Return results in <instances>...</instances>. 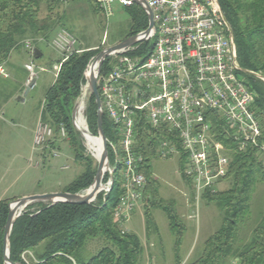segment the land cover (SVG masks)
Returning <instances> with one entry per match:
<instances>
[{
    "label": "built area",
    "instance_id": "built-area-1",
    "mask_svg": "<svg viewBox=\"0 0 264 264\" xmlns=\"http://www.w3.org/2000/svg\"><path fill=\"white\" fill-rule=\"evenodd\" d=\"M116 1L123 6L136 3L96 0L107 18L113 14ZM147 2L153 12L154 27L144 41H151L152 49L135 54L138 43L112 53L108 56L107 71L102 73L101 69L97 79L104 113L116 130V141L107 138L114 162L105 169L104 177L108 174V178H103L98 194L101 193L105 201L115 175L119 174L124 192L115 208L114 220L123 232L126 231L124 225L144 198L148 184L141 171L145 157L137 150V126L142 119L148 122L152 137L157 141L156 156H184L187 166L183 174L191 180L197 197L205 191L220 189L234 152L255 148L264 166V124L258 113L257 93L242 77L235 40L220 3L217 0ZM51 43L63 55L61 63L55 66L57 73L71 54L83 51L77 38L66 28L58 31ZM24 44L31 55V61L25 64L30 83L38 77L32 60L36 48L31 40ZM0 75L9 76L3 64H0ZM259 78L264 80V77ZM77 103L73 124L85 138L86 133H92L84 95ZM214 117L222 121L228 144L217 138ZM58 139H68L65 126L61 125L56 133L49 123L39 119L32 150L39 152ZM51 154L59 157L60 151L52 149ZM42 161L40 158L37 164ZM97 196L93 203L97 202Z\"/></svg>",
    "mask_w": 264,
    "mask_h": 264
},
{
    "label": "trees",
    "instance_id": "trees-1",
    "mask_svg": "<svg viewBox=\"0 0 264 264\" xmlns=\"http://www.w3.org/2000/svg\"><path fill=\"white\" fill-rule=\"evenodd\" d=\"M71 2L94 4L96 10H100L96 0H0V64L8 62L13 50L18 49L25 38L37 35L48 37L54 30V25L49 23L48 18L57 14L65 3ZM219 2L234 33L240 66L264 77V0ZM128 11L132 25L126 38L145 30L149 24L148 16L139 4L129 6ZM42 13L45 15L42 16ZM63 17L60 16L59 19ZM138 45L135 54L147 53L153 47L151 41ZM80 49L83 51L71 54L62 62L53 84L46 91L40 114L41 120L49 123L56 133L61 125L65 126L74 159L82 163L83 171L62 190L72 193L90 187L94 183L98 168L94 158L86 154L82 137L73 124V110L86 84L84 73L87 66L102 49L92 46ZM40 53V49L36 47L35 57ZM109 59L107 57L104 61L102 73L107 71ZM242 74L246 84L257 93L258 113L264 124V80L251 73ZM13 97L15 92L5 94L0 88L2 105ZM97 110L96 99L91 96L86 111L93 135H98ZM103 128L106 137L110 141H116L115 127L106 113ZM137 128V150L145 157L141 171L148 179L144 198L150 201L152 207H161L165 211L178 258L186 224L175 204L167 202L159 195L151 163L156 156L157 141L152 137L150 125L142 119ZM214 132L225 144L230 142L218 117H214ZM108 152L110 163L113 164L114 155L110 146ZM181 171L185 181L192 185L191 180L184 176L183 168ZM107 178L108 174L104 179ZM225 180L230 181L227 188L203 193L207 200L219 207L223 218L220 227L204 242L202 254L189 264H222L228 257L237 259L239 264H264V214L253 228L250 239L237 247L240 224L250 213L255 186L264 182V166L257 150L249 147L244 151L234 152ZM123 192L119 174H116L112 190L105 201L100 193L96 203H31L14 222L10 235V259L18 264H139L145 253L141 238L134 232H123L114 220V211ZM15 199L0 200V264H5V225L9 204ZM145 217L147 230L150 232L153 215L149 207H146ZM98 238L103 239L107 245L88 256V242ZM40 246L42 247L38 250ZM29 252H32L33 257L29 256L28 259L26 255ZM181 263V260L178 261V264Z\"/></svg>",
    "mask_w": 264,
    "mask_h": 264
},
{
    "label": "rangeland",
    "instance_id": "rangeland-1",
    "mask_svg": "<svg viewBox=\"0 0 264 264\" xmlns=\"http://www.w3.org/2000/svg\"><path fill=\"white\" fill-rule=\"evenodd\" d=\"M128 7L121 5L118 1L114 2L113 14L107 18L102 11L96 10L94 4L65 3L57 14L48 18L49 23L54 25V30L48 37L37 35L25 38L20 47L13 50L8 62L3 63L9 76L0 75V88L5 94L15 92V96L18 97L11 98L3 105L0 99V196L17 199L23 196L62 191L67 183L83 171L82 163L74 159L68 139H58L46 144L45 148L39 152L34 153L32 150L34 130L41 119L45 94L57 73L54 63H58L63 56L51 42L58 31L66 28L74 34L81 48L92 46L104 49L113 46L123 41L130 31L132 19ZM44 15L45 13H42V16ZM60 16L64 17L60 20ZM26 40H31L35 48H40L43 53L42 56L32 59L36 65L38 77L36 84L27 95L24 92L29 84L30 75L25 64L31 61V55L24 44ZM40 67L45 70L40 71ZM242 77L245 78L243 74ZM88 92V86L85 84L81 96L84 95L87 105ZM79 133L86 154L94 158L98 167V159L88 148L83 134ZM52 149H58L60 156L53 157ZM40 158L43 161L37 164ZM151 163L160 197L175 204L181 219L186 224L178 258L175 254L174 236L169 229L165 211L161 207H152L146 198L139 202L130 221L124 227L126 231L136 233L145 246V253L139 264L149 262L178 264L180 260L181 264H189L202 254L204 242L220 227L222 212L214 202L207 200L203 195L197 197L192 185L182 177L181 170L187 166V161L183 157L177 154L170 158L155 156ZM63 166L68 167L62 169ZM229 185L230 181L225 180L219 188L225 189ZM145 206L149 207L153 215L150 232L147 230ZM263 214L264 182H259L254 189L250 213L240 224L237 247L250 239L253 228ZM105 245L107 243L101 238L91 240L87 244L86 254L90 256ZM41 247L37 249L40 250ZM29 256H32V252H29L26 258L29 259ZM222 264L239 263L237 259L228 257Z\"/></svg>",
    "mask_w": 264,
    "mask_h": 264
},
{
    "label": "water",
    "instance_id": "water-1",
    "mask_svg": "<svg viewBox=\"0 0 264 264\" xmlns=\"http://www.w3.org/2000/svg\"><path fill=\"white\" fill-rule=\"evenodd\" d=\"M133 1L139 4L145 10L148 16V20H149L148 27L134 36H130L113 46L102 49L95 56V58L92 59V61L87 66V69L84 73V76L86 79V85L88 86V89H89V92H88L89 99L91 96H94L96 99L97 106H98V110H97L98 135L96 137H98L102 142V154H101V158L98 159V168H97V173L95 175L94 183L90 187L85 189L86 192L84 193L82 191L77 192V193L66 192V191L48 192V193L19 197L16 200L10 202L9 214H8V219L5 225V232H4L5 264H7L8 262L11 264H18V263L13 262L9 256L10 235H11L15 220L22 214V212L26 209L27 206H29L33 202H44V203H50V204H56L60 202H68V203H74V204H89L98 195L100 191V186L104 178L105 169L109 166L110 161H109V152H108V141H107V137L105 135L104 128H103L104 110H103L102 101H101V97H100L98 86H97L98 75L101 72L104 61L109 55H111L114 52H118L122 49L134 46L135 44L141 43L142 41L146 39V36L149 35V33L154 27L153 12L147 0H133ZM217 1L219 2V0ZM229 26H230V35L234 39V33H233L230 23H229ZM142 34H144L145 37H141ZM93 63H97L96 71L88 75L87 74L88 69ZM242 71L245 73L254 74L258 77H263L260 73L249 71L247 69L242 68ZM35 81H36L35 79H32V81L28 84L24 92L25 95H27L30 89L34 86ZM77 104L78 103L76 101V104L73 110V115L75 113ZM91 188H93V190L89 192ZM13 203L17 204V208L15 210L12 209Z\"/></svg>",
    "mask_w": 264,
    "mask_h": 264
},
{
    "label": "bare ground",
    "instance_id": "bare-ground-1",
    "mask_svg": "<svg viewBox=\"0 0 264 264\" xmlns=\"http://www.w3.org/2000/svg\"><path fill=\"white\" fill-rule=\"evenodd\" d=\"M96 68H97V63H93L91 64L90 68L88 69V72L87 74L90 75V73H93L94 71H96ZM80 120L82 121V118H80ZM85 139H86V143L88 145V147L94 152V155L97 159H100L101 158V154H102V142L101 140L92 135V134H85ZM93 188H91L89 190L92 191ZM17 208V204L16 203H13L12 204V209L15 210ZM7 264H11V263H7Z\"/></svg>",
    "mask_w": 264,
    "mask_h": 264
},
{
    "label": "crops",
    "instance_id": "crops-1",
    "mask_svg": "<svg viewBox=\"0 0 264 264\" xmlns=\"http://www.w3.org/2000/svg\"><path fill=\"white\" fill-rule=\"evenodd\" d=\"M39 49H40V48H39ZM40 52H41V53H40L39 55H37V57H40V56L43 55V53H42L41 50H40ZM60 60H61V59H60ZM60 60H59V61H60ZM59 61H58V63H59ZM58 63H57V62L54 63V68H55L56 65H58ZM55 77H56V73H55ZM54 80H55V78H54ZM54 80H53V82H54ZM36 82H37V81H35V84H36ZM53 82L51 83V85L53 84ZM35 84H34V85H35ZM51 85H50V86H51ZM30 90H31V89H30ZM15 97H18V96H15ZM32 146H33V145H32ZM74 178H75V177H74ZM74 178H73V179H74ZM73 179H72V180H73ZM72 180H71V181H72ZM71 181H70V182H71ZM70 182H69V183H70ZM69 183H67V184H69ZM67 184H66V185H67ZM66 185H65V186H66ZM52 192H58V191H52ZM1 199H5V198L2 197V196H0V200H1Z\"/></svg>",
    "mask_w": 264,
    "mask_h": 264
}]
</instances>
